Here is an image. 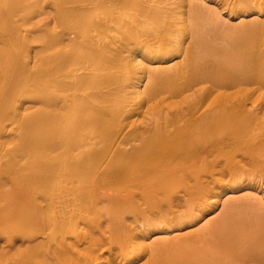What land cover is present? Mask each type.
<instances>
[{
    "label": "bare ground",
    "instance_id": "6f19581e",
    "mask_svg": "<svg viewBox=\"0 0 264 264\" xmlns=\"http://www.w3.org/2000/svg\"><path fill=\"white\" fill-rule=\"evenodd\" d=\"M260 186L264 0H0V264H264Z\"/></svg>",
    "mask_w": 264,
    "mask_h": 264
},
{
    "label": "rangeland",
    "instance_id": "374dc122",
    "mask_svg": "<svg viewBox=\"0 0 264 264\" xmlns=\"http://www.w3.org/2000/svg\"><path fill=\"white\" fill-rule=\"evenodd\" d=\"M254 192V191H253ZM257 193H258V196H259V198H264V190H263V187L262 186H260L258 189H257Z\"/></svg>",
    "mask_w": 264,
    "mask_h": 264
}]
</instances>
